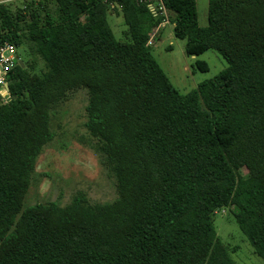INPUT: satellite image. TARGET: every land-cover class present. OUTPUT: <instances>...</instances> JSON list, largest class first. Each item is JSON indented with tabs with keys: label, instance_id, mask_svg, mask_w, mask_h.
Listing matches in <instances>:
<instances>
[{
	"label": "trees",
	"instance_id": "16d2710c",
	"mask_svg": "<svg viewBox=\"0 0 264 264\" xmlns=\"http://www.w3.org/2000/svg\"><path fill=\"white\" fill-rule=\"evenodd\" d=\"M116 1L122 40L103 0L0 2V42L30 56L8 72L11 98L0 99V264H235L213 223L232 206L264 259V0H208L205 26L196 0H162L187 55L211 49L227 62L187 93L147 43L164 17ZM81 89L84 140L117 196L29 203L52 116Z\"/></svg>",
	"mask_w": 264,
	"mask_h": 264
},
{
	"label": "rangeland",
	"instance_id": "374dc122",
	"mask_svg": "<svg viewBox=\"0 0 264 264\" xmlns=\"http://www.w3.org/2000/svg\"><path fill=\"white\" fill-rule=\"evenodd\" d=\"M30 0H0L2 3L19 4ZM54 8L52 4H49ZM208 0H196L197 22L207 24ZM159 23L151 50L158 65L172 86L180 93H187L197 84L208 79L227 66L225 59L215 50H207L200 55L190 56L184 51L185 40L173 35V24L167 21ZM109 25L117 39H124L126 26L122 13L115 8L107 14ZM155 30V28L153 29ZM153 32V31H152ZM20 61L29 60L25 44L18 49ZM197 60L206 62L208 69L196 68ZM39 73L38 68L30 71ZM65 101L57 107L52 116L51 129L53 139L47 143L38 155L34 167L33 179L27 194V202L58 201L64 205L77 191L84 193L91 202L107 203L116 196L114 179L100 163L98 155L86 143L84 90L66 91ZM241 175H248L246 166L239 168ZM230 208H233L230 207ZM230 208H223L213 215V223L219 240L229 251L235 264H264V259L253 250L246 236L240 231L233 219Z\"/></svg>",
	"mask_w": 264,
	"mask_h": 264
},
{
	"label": "built area",
	"instance_id": "2783aa9c",
	"mask_svg": "<svg viewBox=\"0 0 264 264\" xmlns=\"http://www.w3.org/2000/svg\"><path fill=\"white\" fill-rule=\"evenodd\" d=\"M109 10L119 8V5L116 0H103ZM141 3H145L148 8L153 12L154 15H164L166 13V8L163 4L162 0H138ZM163 19L162 22H164ZM152 30L151 36L148 38L147 43H153V36L156 32ZM20 57L18 56L17 48L13 43L8 41L0 42V99L2 102H7L10 100V94L7 84V74L10 70H12L17 63H19Z\"/></svg>",
	"mask_w": 264,
	"mask_h": 264
},
{
	"label": "water",
	"instance_id": "95a60500",
	"mask_svg": "<svg viewBox=\"0 0 264 264\" xmlns=\"http://www.w3.org/2000/svg\"><path fill=\"white\" fill-rule=\"evenodd\" d=\"M19 64H20L21 66H23V63H22V61H19Z\"/></svg>",
	"mask_w": 264,
	"mask_h": 264
}]
</instances>
